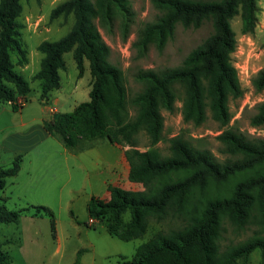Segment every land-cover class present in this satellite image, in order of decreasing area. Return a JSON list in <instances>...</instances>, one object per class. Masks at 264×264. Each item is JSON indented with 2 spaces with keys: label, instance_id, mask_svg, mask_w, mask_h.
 <instances>
[{
  "label": "trees",
  "instance_id": "16d2710c",
  "mask_svg": "<svg viewBox=\"0 0 264 264\" xmlns=\"http://www.w3.org/2000/svg\"><path fill=\"white\" fill-rule=\"evenodd\" d=\"M40 1V0H38ZM161 12L154 23L147 24L137 35L134 47L145 54L150 45L162 51L174 37L178 24L200 28L211 22L213 32L173 69L143 71L138 79L145 88L131 101L123 71L110 61L111 49L103 40L96 21L110 23L117 13L131 14L128 0H65L51 12V19L74 18L71 31L58 41H44L38 50L44 54L34 79L41 82V97L62 86L60 71L66 70L64 55L73 52L78 78L85 74L88 61L92 78L90 100L71 112L57 113L44 123L46 131L63 145L77 150L85 142L106 139L119 145L122 141L135 146L136 136L144 131L151 145L162 139L164 120L161 110L174 111L176 88L184 90L183 119L196 126L206 120L207 109L221 126L231 121L230 99L244 92L232 63L237 47L231 21L240 16L242 33L252 34L257 25V0H152ZM21 0H0V101L11 103L15 112L19 97L31 92L29 83L15 71L12 54L18 64H28V52L20 42ZM257 91L264 90V69L253 82ZM136 109L131 118L129 105ZM264 125V103L251 121ZM219 140L230 157L219 162L209 151L194 147L181 136L170 139V156L158 150L126 152L130 165L129 181L142 185L141 190H127L109 185L110 199L93 196L87 205L92 222L106 224L110 234L122 241L143 237L149 220L164 222L178 219L181 225L168 232L156 233L141 245L134 258L118 264H240L257 249L264 264V139H249L231 130ZM23 155L15 156L10 167L0 166V188L22 167ZM36 215H50L52 230L56 222L52 211L34 207ZM0 202V225L19 224L22 213ZM130 214L124 224L123 217ZM225 223L237 230L251 224L259 230L246 241L225 250L221 240ZM90 226L89 224H87ZM0 242V264L10 257ZM78 263V260L76 261Z\"/></svg>",
  "mask_w": 264,
  "mask_h": 264
},
{
  "label": "rangeland",
  "instance_id": "374dc122",
  "mask_svg": "<svg viewBox=\"0 0 264 264\" xmlns=\"http://www.w3.org/2000/svg\"><path fill=\"white\" fill-rule=\"evenodd\" d=\"M65 0H21L23 11L18 18L20 24V42L28 52V64L20 66L19 56L13 53L12 61L15 71L21 74L31 87L30 101L41 93V82L34 79L35 74L41 68L44 54L38 50V46L44 41H58L65 37L72 29L74 18L60 17L51 19V12ZM131 14L117 13L110 23L96 21L98 30L111 49L110 61L118 66L124 73L128 98L131 101L145 88V84L138 79L143 71L153 70L161 72L167 69L179 67L186 57L198 47L213 32L211 22H205L200 28H185L178 24L174 37L170 39L165 48L159 51L154 45H150L147 52L142 54L134 47L138 33L150 23H154L161 16V12L153 5L152 0H128ZM257 25L254 33L243 34L240 16H236L231 25L236 34L237 47L232 54V63L237 69L239 81L243 89V96L239 99L229 100L231 121L227 126H221L212 118L207 109L206 120L199 126L183 119L184 90L176 88L177 99L173 112L161 110L164 120L162 139L156 145H151L144 131L136 136L135 146L126 141L116 145L123 154L125 163L114 167L116 181L109 185H117L127 190H141L142 185L129 181L128 172L130 165L126 157L127 151L138 149L140 151L158 150L163 157L170 156V139L181 136L194 147L209 151L219 162H224L230 156L225 153L224 145L219 136L231 130L243 134L249 139H264V125L253 126L252 118L257 114L258 107L264 103V90L257 91L253 82L258 73L264 69V0H257ZM66 70L60 71L62 87L51 94L61 100L59 110L62 113L71 112L80 103L90 100L91 74L89 63H85V74L79 79L78 69L73 57V52L64 55ZM24 100V99H23ZM24 104V103H23ZM30 104V102H29ZM38 105V103H36ZM31 105L27 114L30 118L39 115V110ZM34 109V110H31ZM30 112V113H29ZM57 114V113H56ZM129 114L133 118L136 109L129 105ZM14 114L6 112L0 114V129L13 123ZM25 117V116H24ZM29 118V119H30ZM108 140L100 139L97 141ZM0 144L1 165L10 167L9 152ZM114 148V153L118 149ZM36 159V155H32ZM91 174V183L98 180L100 170L94 164L92 157L81 155ZM15 159V158H14ZM36 162V160H35ZM41 161L37 159V164ZM73 187L82 185L84 171L74 167ZM96 174V175H95ZM51 176V175H50ZM9 179V178H8ZM11 180V179H9ZM9 182V181H8ZM90 183V181H89ZM97 194L103 192L95 187ZM90 184L85 192L69 201L68 193L63 200H49L47 204H27L25 200H19L15 196L8 195L5 201L1 199L9 210L18 211L26 209L20 218L19 224H1L0 242L4 244V251L10 257L8 264H118L126 258L132 260L138 248L149 241L156 233L168 232L181 225L178 219H170L164 222L149 220L146 233L143 237L132 241H122L109 233L107 229L108 217L101 222H92L87 210V194L91 192ZM6 190L11 191L10 187ZM52 198V193H49ZM44 206L52 211L56 222L55 233L52 230V217L50 215H34L35 208ZM124 224L130 221V214L123 217ZM89 224L90 226H88ZM226 231L220 242L222 250L237 245L252 237L260 228L251 224L244 230H237L225 223ZM78 260V263L76 261ZM240 264H263L261 250H255L247 261Z\"/></svg>",
  "mask_w": 264,
  "mask_h": 264
},
{
  "label": "crops",
  "instance_id": "0c3cea01",
  "mask_svg": "<svg viewBox=\"0 0 264 264\" xmlns=\"http://www.w3.org/2000/svg\"><path fill=\"white\" fill-rule=\"evenodd\" d=\"M51 94L52 92L48 99H42L40 93L31 101L30 94L22 97L24 104L17 112L13 110L11 103L0 101V114L12 112L15 115L10 126L0 129V144L5 151L9 152L11 162L15 156L23 155L20 172L9 178L11 180L7 179L4 189L0 188L1 199L5 201L9 198L8 195H11L19 200H25L27 204L40 205L47 204L49 200L61 202L64 195L68 193L69 201H71L85 192L90 184L92 190L90 189L91 192L87 194V202L93 196L109 200L108 186L119 177L115 176L114 167L125 163L123 154L109 141L107 143L105 140L85 142L79 149L71 150L66 148L58 138L51 136L46 131L44 123L51 120L56 113H62L59 110L61 100L56 96L51 99ZM34 103L35 105L38 103L34 109L39 110V115L35 117L32 114L33 118H30V114L26 116L25 113ZM115 147L118 149L117 154L114 153ZM32 155H36V159ZM81 155L92 157L97 166L101 163L99 172L95 174L98 180L95 181L92 177L94 183H91L88 164L84 163ZM37 159L41 161L40 164H37ZM2 162L0 158V166L4 167L1 165ZM74 167L86 173L82 185L77 184L76 188L73 187ZM7 187H10L11 191L6 190ZM95 187L100 188L99 190L103 192L102 196L97 194ZM49 193H52V198L49 197Z\"/></svg>",
  "mask_w": 264,
  "mask_h": 264
},
{
  "label": "built area",
  "instance_id": "2783aa9c",
  "mask_svg": "<svg viewBox=\"0 0 264 264\" xmlns=\"http://www.w3.org/2000/svg\"><path fill=\"white\" fill-rule=\"evenodd\" d=\"M23 103H24V100L22 97H19L18 100H17V104L19 107H22L23 106Z\"/></svg>",
  "mask_w": 264,
  "mask_h": 264
}]
</instances>
